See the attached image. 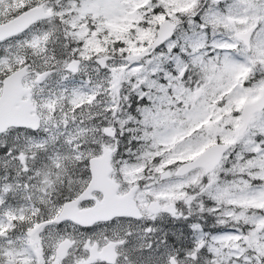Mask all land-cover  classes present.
I'll list each match as a JSON object with an SVG mask.
<instances>
[{"label":"rangeland","instance_id":"obj_1","mask_svg":"<svg viewBox=\"0 0 264 264\" xmlns=\"http://www.w3.org/2000/svg\"><path fill=\"white\" fill-rule=\"evenodd\" d=\"M215 2L0 0V23L34 4L52 12L60 6L52 19L0 43V94L4 77L29 64L24 84L33 87L42 118L39 130L0 134V264H101L89 251L109 240L125 241L116 264H170L172 257L179 264H264V111L237 138L244 105L264 90V0ZM166 19L179 23L177 38L151 52ZM250 27L256 30L248 46L238 33ZM180 39L187 41L185 57H171ZM114 41L125 51L102 67L95 59ZM160 56L173 61L175 75L161 69ZM73 59L82 60L77 74L66 69ZM112 125L113 139L104 131ZM124 138L138 142L139 155L116 156L112 177L119 194L141 184L135 199L144 216L88 228L54 223L62 202L89 182V158L104 147L121 154ZM216 142L231 151L213 172L176 176ZM154 200L174 203L175 212H151ZM209 216L205 229L197 221ZM218 224L224 231L214 233ZM67 237L75 244L60 260L56 248Z\"/></svg>","mask_w":264,"mask_h":264},{"label":"water","instance_id":"obj_2","mask_svg":"<svg viewBox=\"0 0 264 264\" xmlns=\"http://www.w3.org/2000/svg\"><path fill=\"white\" fill-rule=\"evenodd\" d=\"M221 2L223 0H215ZM52 14L46 12L43 6L32 7L13 19L0 24V41L14 36L35 23L39 19L51 17ZM177 25L170 19H166L159 27L157 38L150 45L151 52L161 46L166 40L171 38L175 32ZM256 28H251L248 32L240 33L239 37L250 46L251 36ZM111 56L99 57L96 61L102 66L107 65ZM81 61L74 60L70 62L67 69L73 72H78ZM28 75V66L25 65L16 69L11 74L6 76L3 80V89L0 96V133L5 132L12 126L16 127H30L34 130L40 127L41 118L37 114V109L34 106L31 96L32 88L26 87L23 84V79ZM28 97L25 99L24 96ZM197 97L201 95V91L196 92ZM264 109V90L262 96L254 102L244 105L243 108V124L238 129L237 137H242L248 129V126L255 113ZM107 136L115 137L116 130L108 126L105 128ZM229 149L227 144H214L202 153H200L194 160L184 162L177 170L176 174L185 175L197 167L205 168L209 173L221 162L224 153ZM113 151L105 148L101 156L94 157L90 160V168L92 172V179L88 187L81 193V195L72 201L66 202L63 210L55 219L56 222H61L65 219H71L78 224L90 226L95 222L110 220L117 216H130L134 218H141L142 213L134 200V193L138 189V185L132 187L130 191L124 195H118L119 184L116 183L110 174L113 171L112 162ZM102 191L103 199L98 201L95 206L88 209L79 210L78 204L81 200L91 199L94 191ZM174 205L171 204L163 208V210L174 213ZM159 202L153 201L149 205V210L153 213L159 211ZM248 240V237H246ZM117 242L111 241L105 245L101 252L98 251L97 245L91 248V259H101L110 264H114L117 260L118 254L115 250ZM69 249V241L65 240L59 244L57 254L60 258H65ZM171 264H178L174 258H171Z\"/></svg>","mask_w":264,"mask_h":264},{"label":"trees","instance_id":"obj_3","mask_svg":"<svg viewBox=\"0 0 264 264\" xmlns=\"http://www.w3.org/2000/svg\"><path fill=\"white\" fill-rule=\"evenodd\" d=\"M59 1H60V5H62L65 2L67 3L69 0H59ZM56 6L60 7L59 6V3H57L56 5H53L52 9L55 10V11L57 10V7ZM146 14L149 16L150 15V10ZM69 29L70 28L67 27V29L65 30V32H66L67 35L70 34ZM207 29L210 32L211 27H208ZM117 41H114L113 44H109V43L103 44V53H106V54L109 53L110 55L114 54L116 56V55H120L121 52H124L125 51V49L123 48L124 46L117 45L119 43ZM82 42H84V40L83 41H79L78 44H82ZM72 44H74L77 47V44L76 43H72ZM110 46H116V48L114 49L113 52H111L109 50L108 47H110ZM119 47H122V48H119ZM181 47L183 49H186L187 48V41L186 40H184V39L178 40L177 46L176 47H173L171 49V57H178V56L184 57L185 56L184 55V51L181 50ZM73 54H75V53L73 52ZM158 63L160 64L161 69H166V70H168L169 73H172L174 71V66H173L174 63H173L172 60H169V59H167L164 56H160ZM159 74L162 76L161 73H159ZM125 110H126L127 114L130 113L127 109H125ZM139 148L140 147H139L137 141H135V140L129 141V140H127V139L124 138V143L120 147L121 154L120 153L119 154L122 156V158H125V159L127 158L130 161H135L136 156L139 155V152L136 151V150H138ZM1 152H5V150H4L3 147H1ZM223 177H224V179H226L227 178V174H225ZM203 213H206V212H203ZM213 220L214 219H212L211 216H209V218H205L203 220L199 219L197 222L200 225H202V227H204L205 229H208L210 227V225L213 223ZM185 222L188 223V226H189L190 220L189 221L185 220ZM218 225H220V224H218ZM183 227L185 228L184 229V233L187 232L188 230L185 227V225H183ZM168 236L170 237L171 241H175V238L173 237V235L169 234Z\"/></svg>","mask_w":264,"mask_h":264},{"label":"flooded vegetation","instance_id":"obj_4","mask_svg":"<svg viewBox=\"0 0 264 264\" xmlns=\"http://www.w3.org/2000/svg\"><path fill=\"white\" fill-rule=\"evenodd\" d=\"M65 201H66V200H64L63 203H64ZM63 203H62V205H63ZM88 240H89V239H88ZM73 241H74V240H73ZM74 242H75V241H74ZM74 244H75V243H74Z\"/></svg>","mask_w":264,"mask_h":264}]
</instances>
